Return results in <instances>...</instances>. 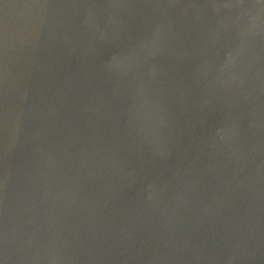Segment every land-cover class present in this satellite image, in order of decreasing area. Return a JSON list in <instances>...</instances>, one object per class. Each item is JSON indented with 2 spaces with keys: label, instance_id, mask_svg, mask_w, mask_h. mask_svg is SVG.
I'll return each instance as SVG.
<instances>
[{
  "label": "water",
  "instance_id": "95a60500",
  "mask_svg": "<svg viewBox=\"0 0 264 264\" xmlns=\"http://www.w3.org/2000/svg\"><path fill=\"white\" fill-rule=\"evenodd\" d=\"M0 264H264V0H0Z\"/></svg>",
  "mask_w": 264,
  "mask_h": 264
}]
</instances>
